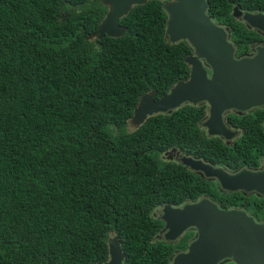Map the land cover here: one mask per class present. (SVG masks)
<instances>
[{
	"label": "trees",
	"instance_id": "1",
	"mask_svg": "<svg viewBox=\"0 0 264 264\" xmlns=\"http://www.w3.org/2000/svg\"><path fill=\"white\" fill-rule=\"evenodd\" d=\"M207 2L240 51L264 41L233 15L264 11V0ZM108 12L103 0H0V264H101L116 236L123 264H170L193 232L165 239L157 210L204 196L264 219L263 198L223 193L169 156L257 165L264 107L227 115L243 128L231 145L200 124L203 102L135 123L143 95L188 79L194 48L166 37L163 0L134 5L120 36L98 34Z\"/></svg>",
	"mask_w": 264,
	"mask_h": 264
},
{
	"label": "water",
	"instance_id": "2",
	"mask_svg": "<svg viewBox=\"0 0 264 264\" xmlns=\"http://www.w3.org/2000/svg\"><path fill=\"white\" fill-rule=\"evenodd\" d=\"M103 1L109 5V12L98 34L120 36L124 32L121 17L134 5L148 0ZM163 1L168 13L166 37L174 43L186 39L194 48L186 58L190 75L159 99L151 93L143 95L135 108L133 121L141 123L148 116L171 113L185 103L203 102L208 104L209 113L200 124L209 135L233 138L237 130L227 125L226 112L264 106V46H258L253 54L237 57L229 27L207 13V0ZM233 14L264 33V12H243L236 7ZM172 152L183 164L215 180L222 189L264 194V167L231 173L202 158L180 156L176 149ZM160 212L165 226L159 235L165 239L176 241L186 230H196L188 249L174 253L170 264H219L229 259L236 264H264V222L257 221L247 211L221 208L204 196L182 206L166 204ZM124 258L119 238L112 237L109 259L101 264H123Z\"/></svg>",
	"mask_w": 264,
	"mask_h": 264
},
{
	"label": "flooded vegetation",
	"instance_id": "3",
	"mask_svg": "<svg viewBox=\"0 0 264 264\" xmlns=\"http://www.w3.org/2000/svg\"><path fill=\"white\" fill-rule=\"evenodd\" d=\"M236 8V7H235ZM234 8V9H235ZM239 8V7H238ZM240 10H242L243 12H264V11H249V10H247V11H245L244 9H241V8H239ZM233 13H234V11H233ZM234 15V14H233ZM237 18V17H236ZM239 21H242V22H244L249 28H252V29H255L258 33H260V34H262L263 35V38H264V33L262 32V31H259L258 29H256V28H253V27H250L247 23H246V21L245 20H243V19H241V18H237ZM222 25V24H221ZM224 26V25H223ZM225 27H229V26H225ZM258 46H264V41H258V42H256V43H253V44H251V48H250V50H247V51H240L239 49H238V47L237 46H235L236 47V56L237 57H241V56H245V55H250V54H253V53H255V51H256V48L258 47ZM187 80V79H186ZM260 107H264V106H260ZM260 107H255V108H251V109H249V110H246V111H241V110H238V109H230L229 111H227L226 112V114H225V120H226V123H227V125L228 126H230L231 128H233V129H235V130H237V132H236V134H235V136L233 137V138H231V139H226V138H224V137H222L223 139H224V141H226V143H228V144H233L235 141H236V139H238L241 135H242V132H243V128L242 127H240V126H236V125H233V124H231L230 123V121H228V118H227V115L228 114H238V115H243V114H245V113H247V112H253L254 110H256V109H258V108H260ZM209 113V110H208V112H207V114ZM202 123V122H201ZM203 126V125H202ZM263 126H264V122H263ZM221 137V136H220ZM180 152V151H179ZM170 153H172L173 154V156L172 155H169V156H171V158H177V155L174 153V152H170ZM169 153V154H170ZM182 155H185V154H182L181 152H180V156H182ZM205 160V159H204ZM207 161V160H206ZM208 162V161H207ZM261 167H264V155H261L260 156V158H259V162H258V164L257 165H249V164H247V165H241L240 167H238V168H236V169H229L228 171L229 172H231V173H235V172H238V171H241V170H243V169H250V170H257V169H260ZM201 175V174H200ZM203 176V175H202ZM206 177V176H205ZM206 178H208V177H206ZM208 179H210V178H208ZM210 180H212V181H214V183H215V185L218 187V189L221 191V192H223V193H231V191H227L226 189H222V188H220L219 186H218V184H217V182L215 181V180H213V179H210ZM240 191H242V192H244L243 190H240ZM233 192H235V191H233ZM244 193H246V192H244ZM249 194H255V195H257V196H259V197H261V198H263L264 199V194H258V193H256V192H248ZM247 193V194H248ZM236 208H240V207H236ZM240 209H243V210H245V211H247V213L248 214H250V215H252L257 221H259V222H264V219H257L256 217H255V215H253L250 211H248L247 209H244V208H240ZM189 231H196L195 229H188ZM187 231V230H186ZM161 232V231H160ZM193 237H194V234H193ZM192 239L190 238L189 240H188V246H189V244H190V241H191ZM188 246H187V249H188ZM187 249H183V250H179L178 252H180V251H186ZM177 252V251H176ZM230 262H233L234 264H236L232 259H229V260H223V261H221L219 264H230Z\"/></svg>",
	"mask_w": 264,
	"mask_h": 264
},
{
	"label": "rangeland",
	"instance_id": "4",
	"mask_svg": "<svg viewBox=\"0 0 264 264\" xmlns=\"http://www.w3.org/2000/svg\"><path fill=\"white\" fill-rule=\"evenodd\" d=\"M235 44V43H234ZM157 213H159V214H162L161 212H160V210L158 209L157 210ZM193 232V234H195V231H192ZM163 236V235H162ZM181 238V237H180ZM180 238H179V240H180ZM193 238V235L191 236V239ZM179 250L177 249V252H178Z\"/></svg>",
	"mask_w": 264,
	"mask_h": 264
}]
</instances>
